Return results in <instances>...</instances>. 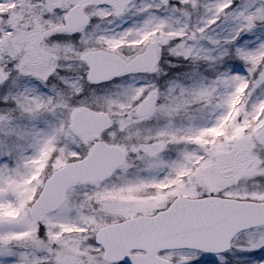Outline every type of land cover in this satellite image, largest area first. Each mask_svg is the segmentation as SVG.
<instances>
[{
  "label": "snow or ice",
  "instance_id": "snow-or-ice-1",
  "mask_svg": "<svg viewBox=\"0 0 264 264\" xmlns=\"http://www.w3.org/2000/svg\"><path fill=\"white\" fill-rule=\"evenodd\" d=\"M0 264H264V0H0Z\"/></svg>",
  "mask_w": 264,
  "mask_h": 264
}]
</instances>
